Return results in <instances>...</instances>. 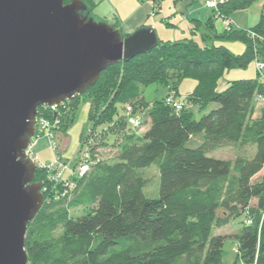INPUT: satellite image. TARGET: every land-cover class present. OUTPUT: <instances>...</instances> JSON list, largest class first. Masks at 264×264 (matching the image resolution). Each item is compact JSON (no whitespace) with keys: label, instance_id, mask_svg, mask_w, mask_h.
<instances>
[{"label":"trees","instance_id":"obj_1","mask_svg":"<svg viewBox=\"0 0 264 264\" xmlns=\"http://www.w3.org/2000/svg\"><path fill=\"white\" fill-rule=\"evenodd\" d=\"M71 1L64 0V4ZM81 1L94 20L106 21L95 14L92 0ZM255 1L225 0L204 27L212 26L213 20H230L231 14ZM157 8L155 5L154 15ZM112 25L127 35L115 22ZM200 27L193 23L192 34ZM235 29L232 22L222 35L208 31L201 42L193 38L158 40L153 50L111 65L100 74L84 94L92 95L95 123L110 124L102 132L104 139L108 132L115 133L112 144L103 140L102 145L125 139V128L135 130L127 123L129 102L136 114H143V122L148 117L149 128L140 138L126 140L117 162L93 163L84 176L73 175L69 180L75 188L69 194L64 195L62 181H54L52 173L37 167L34 182L42 184L44 205L27 226V264H224L222 249L227 239L237 246L233 264H264V107L258 119L252 118L253 102L259 98L264 102V70H256L254 80L234 81L216 91L225 71L243 70L256 61L264 64V18L253 29ZM228 42H240L243 52L232 54L225 47ZM104 77L116 82L117 89L109 100L95 103L92 91ZM183 79L195 82L192 93L182 98L199 107L198 118L192 110L175 113L164 104L169 91L177 93L176 84L167 87V82L179 84ZM135 82L161 84L167 92L149 105L131 85ZM77 96L58 104L54 111L50 106H38L36 121H58L56 129L66 126L70 116L65 115L75 109ZM212 104L216 108L206 112ZM118 107L123 108L121 117ZM39 135L35 130L34 136ZM91 136L100 135L89 129L80 152L88 149L92 160ZM229 148L234 149L233 160L208 157ZM151 165L159 172L155 199L144 196L145 180L138 173ZM89 207L93 211L85 216H69V209ZM258 215L261 218L255 224ZM240 216L244 222L238 232L215 234ZM58 228L62 235L54 236Z\"/></svg>","mask_w":264,"mask_h":264},{"label":"water","instance_id":"obj_2","mask_svg":"<svg viewBox=\"0 0 264 264\" xmlns=\"http://www.w3.org/2000/svg\"><path fill=\"white\" fill-rule=\"evenodd\" d=\"M157 45L151 27L122 35L81 0H0V264H27V226L44 205L25 153L37 107L84 94L108 67Z\"/></svg>","mask_w":264,"mask_h":264},{"label":"rangeland","instance_id":"obj_3","mask_svg":"<svg viewBox=\"0 0 264 264\" xmlns=\"http://www.w3.org/2000/svg\"><path fill=\"white\" fill-rule=\"evenodd\" d=\"M155 5H158L156 9L157 13H160V5L161 2L163 3L164 0H152ZM183 6L180 3L176 4V8H171L164 10V14H157L153 17L152 20L157 21L158 25L160 26L159 34L157 32V37L159 41L166 42V41H182L185 39H195L197 42H201V36L208 31H212L216 35H222L224 30V22L221 19L213 20L211 25L208 27H201L198 29L197 32L192 34L190 31L188 23L183 21L180 18V11H182ZM174 11V12H173ZM178 13V14H177ZM169 14V15H168ZM264 18V2L260 0H256L249 8L236 11L235 13L231 14L229 18L233 21L235 25V30L238 31H246L249 29H253L258 24L260 18ZM160 35V36H159ZM162 39V40H161ZM226 48L234 55H240L243 52V45L240 42H228L226 44ZM168 75H171L170 73ZM256 79V70L254 63L252 62L247 66L246 69H234L225 71L218 81L217 85L219 88L223 87L227 82H234V81H245V80H254ZM101 85H97L95 89H93L92 93L94 94L95 98L94 101L99 102L104 99L109 100L113 96V92L117 89L115 85L116 82L113 80L109 81L107 77H104ZM172 84H176L177 87V94L180 97H184L190 95L193 91L195 82L191 79H183L179 84L172 82L171 80L167 82V87H172ZM131 85H135L138 90L142 93L144 100L149 104L152 105L155 102L160 101L167 92V87L161 84H140V83H131ZM105 88V90H104ZM139 94V92H138ZM137 94V95H138ZM103 102V101H102ZM93 103V98L91 93H86L84 95L77 96V104L75 109L69 115H65L66 117L70 116L69 123L68 120L66 121V126H62L59 129L55 128V125L58 124V121H54L55 124H51V131L50 135L52 136L53 140V147L55 149L56 155L61 156L64 160V165L67 166L68 170L66 171V177L70 176L73 171V167L76 165L78 159L81 157L80 148L84 146L85 142L87 141L88 131L89 129L92 130L93 135L95 136L100 135L99 137L93 136L90 137L89 140L92 139V154L93 158L92 161L95 165L100 163H108L112 164L117 162L119 154H120V147L126 142L128 138H140L141 134L144 133L150 125V121L148 117L144 119L143 124L139 129L130 130L129 127L124 129L125 139H120L116 143L110 146H103V140H106V144H112L114 142L115 133L108 132L105 139L102 135V132L106 131L109 127L108 122H96V114H92L91 106ZM94 103V104H95ZM254 104V111L252 117H256L259 115V108L257 106L258 103L255 101ZM126 105L133 106L132 102L127 103ZM98 107V106H97ZM216 108V105L212 104L208 107L206 112L213 110ZM93 111H96L97 108L93 107ZM118 116H123V108L118 107ZM191 113L194 117L198 118L200 116L199 107L193 106L191 109ZM70 113L68 110L67 113ZM115 121V118L113 119ZM65 127L67 131H65ZM56 130V132H55ZM124 138V137H123ZM96 139V140H95ZM36 147V155L42 161L43 164H48L50 161L53 160V152L51 150V144L45 138H41ZM137 143V142H136ZM88 150V149H87ZM80 152V154H79ZM89 152V151H88ZM208 157H212L215 159L220 160H233L235 157L234 149H225L213 152L208 154ZM62 160V161H63ZM63 163V162H62ZM138 173L143 177L145 180V188L143 190V194L146 198L155 199L158 197V185H159V172L154 165L150 167L139 169ZM71 178L73 175L70 176ZM69 178V177H68ZM70 179V178H69ZM51 208H45L44 211H48ZM93 211L92 208H72L69 209V216L71 218L77 219L79 217L85 216ZM260 215L255 216V224L258 223L260 220ZM242 222H244V216H240L237 219L233 220L229 223L228 226L218 229L215 231V234L220 235H230L235 232H238L242 227ZM256 226V225H255ZM62 235L61 229H56L54 232V236ZM236 243L227 239L224 242L223 249H222V262L224 264H233L236 259Z\"/></svg>","mask_w":264,"mask_h":264},{"label":"crops","instance_id":"obj_4","mask_svg":"<svg viewBox=\"0 0 264 264\" xmlns=\"http://www.w3.org/2000/svg\"><path fill=\"white\" fill-rule=\"evenodd\" d=\"M92 2L96 5L95 14H97V16L101 18H104L108 22H115L121 32H123L124 34H131L142 27H151L156 34L157 32L159 34L158 29L160 28V26L158 25L157 21L152 20L153 17L157 14H164V10L168 11V9L171 8L175 9L176 4L178 3L183 6V9L182 11H180L179 16L183 21L188 23L187 25H189V27L191 28V32L193 23L204 27L205 23L209 20L210 16L212 15L210 11L204 8V0H164V2H161L160 5V13H157L155 15L153 13L155 3H153L152 0H92ZM173 40L174 39H172V41L169 40V42H173ZM230 83L231 82H227L221 88H219V86L217 85L216 91L221 92L225 90ZM255 102L258 103L257 106L259 108L260 115L261 110L264 107V102L262 100H255ZM259 115H257L256 117H252L253 120L258 119L260 117ZM38 141L37 144L39 143ZM37 144L35 145L33 151L35 156L37 157V160L42 163V161L35 153Z\"/></svg>","mask_w":264,"mask_h":264},{"label":"built area","instance_id":"obj_5","mask_svg":"<svg viewBox=\"0 0 264 264\" xmlns=\"http://www.w3.org/2000/svg\"><path fill=\"white\" fill-rule=\"evenodd\" d=\"M264 1V0H261ZM225 4V0H204L203 5L204 8H206L211 13L217 15L219 7ZM155 11V9H154ZM225 28L229 29L232 26L231 20L223 21ZM253 36V35H251ZM255 68L257 71L262 73L264 70V64L261 62H255ZM257 100H260L257 99ZM164 104L171 108L172 111L175 113H180L182 111H190L193 107L190 101H188L186 98L180 97L176 92L169 91L167 95L164 97ZM57 105L50 106V110H55ZM126 114H127V123L132 129H139L143 122V114L135 113V110H133L130 106L126 108ZM55 124V123H53ZM51 123L45 120L44 118H40L39 121H36L35 124V130L39 132V136L33 138L30 141L29 146L27 147L25 153L27 158L31 159L32 162L36 164L37 167L41 169H45L48 172L52 173L51 178H53L54 181H62L64 183V195L69 194L73 191L75 188V185L73 182L69 180L71 178V175H76L78 177H82L85 174H87L90 171V166L93 164V161L91 160L90 153L87 149L81 153L80 162L75 170V172H72L70 176L66 177V171L68 170L67 166L62 163L61 159L56 155L55 149L53 147V143L51 141L52 136L50 135L51 129ZM39 137L46 138L49 143L51 144V150L54 154L53 160L50 161L48 164L40 163L37 160V157L34 154V147L37 144V141L39 140Z\"/></svg>","mask_w":264,"mask_h":264}]
</instances>
